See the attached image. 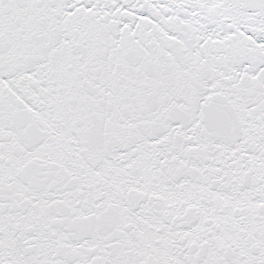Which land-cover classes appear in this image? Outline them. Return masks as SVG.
I'll return each mask as SVG.
<instances>
[{
	"label": "snow or ice",
	"instance_id": "snow-or-ice-1",
	"mask_svg": "<svg viewBox=\"0 0 264 264\" xmlns=\"http://www.w3.org/2000/svg\"><path fill=\"white\" fill-rule=\"evenodd\" d=\"M0 264H264V0H0Z\"/></svg>",
	"mask_w": 264,
	"mask_h": 264
}]
</instances>
